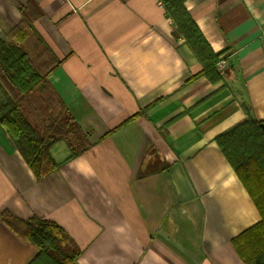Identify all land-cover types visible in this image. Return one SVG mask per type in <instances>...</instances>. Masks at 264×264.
<instances>
[{"label": "crops", "instance_id": "1", "mask_svg": "<svg viewBox=\"0 0 264 264\" xmlns=\"http://www.w3.org/2000/svg\"><path fill=\"white\" fill-rule=\"evenodd\" d=\"M159 3L0 0V37L29 20L58 62L50 90L90 142L66 160L56 141L58 167L37 178L0 124V264L39 253L3 213L55 222L76 264H244L231 239L260 214L214 137L244 116L242 104L264 122V0H184L225 61L216 83L187 81L201 64Z\"/></svg>", "mask_w": 264, "mask_h": 264}, {"label": "trees", "instance_id": "2", "mask_svg": "<svg viewBox=\"0 0 264 264\" xmlns=\"http://www.w3.org/2000/svg\"><path fill=\"white\" fill-rule=\"evenodd\" d=\"M160 2L201 64L200 71L187 81L201 75L212 83L222 80L216 66L220 53L211 48L184 6V0ZM19 9H22L21 5ZM6 36V39L0 37V124L35 176L42 178L59 165L50 152L52 144L64 140L70 151L66 158L69 160L83 152L90 142L64 103L50 90L48 76L58 62L35 35L29 20L24 17ZM43 91L51 94L45 97ZM35 92L44 95L43 105L51 113L48 120L53 133L49 135L39 133L21 109V101ZM242 108L244 116L220 131L214 139L260 214L258 222L231 239L232 246L244 264H264V128L260 126L263 121L252 117L246 104H242ZM138 114L128 117L104 136ZM168 123L158 128L164 135ZM2 220L39 248L32 264H76L79 250L66 243L67 234L55 222L37 218L21 222L8 213L2 214Z\"/></svg>", "mask_w": 264, "mask_h": 264}, {"label": "rangeland", "instance_id": "3", "mask_svg": "<svg viewBox=\"0 0 264 264\" xmlns=\"http://www.w3.org/2000/svg\"><path fill=\"white\" fill-rule=\"evenodd\" d=\"M45 91H43V92H45ZM35 93H37V92H35ZM38 94L37 95L36 94L34 95V93H33L29 97L24 98L21 101V109L23 110V112L25 114L26 113L28 114V115L26 114L28 120L30 121V123L34 127H36L39 130V133H41V134L43 133L45 135V132H41L42 131L41 124L38 122L37 116L38 115H45L46 116L45 119H44L45 120V123L43 125H46V123L47 124L49 123L48 119H49L51 113H47L45 110H43V112L36 114V113L32 112V109H33L32 106L35 105V104H38L39 105V103L40 104H43V101H42L43 96L45 95V97H47V95L49 96L51 94V92L50 93L49 92H45L44 95H42L40 93H38ZM52 103H53V101H52ZM26 104H28V106L30 108H32V109H30V112H26L27 108H24V105H26ZM34 109L36 110V108H34Z\"/></svg>", "mask_w": 264, "mask_h": 264}, {"label": "built area", "instance_id": "4", "mask_svg": "<svg viewBox=\"0 0 264 264\" xmlns=\"http://www.w3.org/2000/svg\"><path fill=\"white\" fill-rule=\"evenodd\" d=\"M160 6H162V3H159ZM225 65V61L223 60V57L219 58V61L217 62V66L219 69H223Z\"/></svg>", "mask_w": 264, "mask_h": 264}, {"label": "water", "instance_id": "5", "mask_svg": "<svg viewBox=\"0 0 264 264\" xmlns=\"http://www.w3.org/2000/svg\"><path fill=\"white\" fill-rule=\"evenodd\" d=\"M260 126H261L262 128H264V122H262V123L260 124Z\"/></svg>", "mask_w": 264, "mask_h": 264}, {"label": "bare ground", "instance_id": "6", "mask_svg": "<svg viewBox=\"0 0 264 264\" xmlns=\"http://www.w3.org/2000/svg\"><path fill=\"white\" fill-rule=\"evenodd\" d=\"M33 261V260H32Z\"/></svg>", "mask_w": 264, "mask_h": 264}]
</instances>
